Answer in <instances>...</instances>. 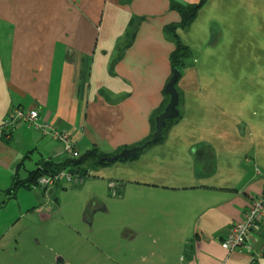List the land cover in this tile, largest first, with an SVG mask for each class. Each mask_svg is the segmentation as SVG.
I'll use <instances>...</instances> for the list:
<instances>
[{
  "label": "crops",
  "instance_id": "crops-1",
  "mask_svg": "<svg viewBox=\"0 0 264 264\" xmlns=\"http://www.w3.org/2000/svg\"><path fill=\"white\" fill-rule=\"evenodd\" d=\"M169 1L0 0V121L37 109L81 154L139 143L172 75L164 27L181 16ZM133 17L137 33L124 38ZM178 33L195 53L178 82L181 117L136 158L88 164L75 184L88 195L83 215L116 219L102 264H264V227L252 251L221 244L264 191V0H205ZM66 158L59 140L17 122L0 136V195Z\"/></svg>",
  "mask_w": 264,
  "mask_h": 264
},
{
  "label": "rangeland",
  "instance_id": "rangeland-1",
  "mask_svg": "<svg viewBox=\"0 0 264 264\" xmlns=\"http://www.w3.org/2000/svg\"><path fill=\"white\" fill-rule=\"evenodd\" d=\"M80 186L71 183L56 190L58 203L41 188L0 195V264H102L112 248L105 227L114 218L99 213L87 220L88 195L76 190ZM113 192L109 197L118 198Z\"/></svg>",
  "mask_w": 264,
  "mask_h": 264
},
{
  "label": "trees",
  "instance_id": "trees-1",
  "mask_svg": "<svg viewBox=\"0 0 264 264\" xmlns=\"http://www.w3.org/2000/svg\"><path fill=\"white\" fill-rule=\"evenodd\" d=\"M204 1L205 0H200L198 3H188V2H185L182 0H170L169 1L170 2V8L179 12V14L181 16V19L179 22L171 23V24H168L164 27L165 36L169 40H171L175 46L173 51L170 53V56H169L172 74H173L175 69H178L182 75L183 70L187 66L191 65L194 62V58H195L194 50L180 38L178 31L180 29H187L190 26L192 21L195 19L199 9L203 5ZM138 22L139 21L137 20L136 17L132 18V20L129 24V29L127 30L124 38H131L132 37V39H133L135 37V35L137 33L136 26H137ZM180 78H181V76H180ZM177 89L180 93V90L178 88V83H177ZM165 95H166V99L163 101V104L157 110H155V112L153 113V116L151 118V125H152L151 133L146 138L141 140L139 143L131 145V146L122 147V148L116 150V152H114V153H106V152L99 150L98 148H92L91 150H89L83 154L80 153V156L77 158H70L67 155L66 160L64 162L58 163V164H55L54 162H51V161H47V162L43 161L45 166H43V167L40 166V168L36 172H31L29 178H27L26 180H21V179L14 180L12 186L10 188H7L5 191H7V193H9V195L11 196L12 194H14L15 190H17L21 187L35 188L34 184H35L36 178L39 174H41L43 172H49V171H59V170L64 169V168H70L72 171H75L79 176L82 177L80 179V181L73 183V184H79V183L83 182L84 176L86 177L87 175L88 176L92 175L91 172L88 171V169L86 168V166L88 164L94 163L96 166H100V165L105 166V165H112V164L118 162V161L111 162V161L105 159V157L113 156L114 154L120 152L121 150H123L125 148H130V147H133L136 145H141L151 138L152 133L155 131V123H156L155 119L160 113L163 112V110L165 109V107L168 104L169 97L167 94H165ZM181 101H182V98L180 95V103H181ZM180 103H179V105H180ZM181 115H182V113L180 112V115L177 118L167 121V124L163 129L162 139H164L165 135L167 134L169 127L173 123H175L181 117ZM150 145H152V144H150ZM150 145H148L146 148H148ZM144 150H142V151H144ZM206 153H207V150H206L205 146L200 145L199 147H196L195 155H197L198 161H201L204 158L205 161L210 164L211 158H212L211 153L210 154H208V153L206 154ZM92 159H94L95 162L90 161ZM130 159L131 158L120 160V161H126V160H130ZM55 186L52 188L50 193H46L45 190H43V193L46 194L48 197H50V196L52 197L53 193H54ZM114 194H117V193L114 191ZM85 213L88 214V209L85 211Z\"/></svg>",
  "mask_w": 264,
  "mask_h": 264
},
{
  "label": "built area",
  "instance_id": "built-area-1",
  "mask_svg": "<svg viewBox=\"0 0 264 264\" xmlns=\"http://www.w3.org/2000/svg\"><path fill=\"white\" fill-rule=\"evenodd\" d=\"M26 122L29 126L39 130L44 135H49L59 140L64 147V152L70 158L80 156L71 134L67 131H59L53 123L40 119L37 109L15 107L9 115L0 121V136L10 138L14 125L19 122ZM82 177L70 168L59 171H49L39 174L35 181V188H41L46 193H50L57 183H75ZM264 227V191L256 196L244 218L234 222L229 228L225 237L221 241L223 247L230 251L248 247L252 251L250 244L251 236L259 232ZM251 249V250H250Z\"/></svg>",
  "mask_w": 264,
  "mask_h": 264
},
{
  "label": "water",
  "instance_id": "water-1",
  "mask_svg": "<svg viewBox=\"0 0 264 264\" xmlns=\"http://www.w3.org/2000/svg\"><path fill=\"white\" fill-rule=\"evenodd\" d=\"M180 76V71L178 69H175L165 86V93L169 95V102L163 112L156 117L155 131L152 133L151 138L141 145L125 148L120 152L114 154L113 156L105 157V159L111 162H116L128 158H136L139 153L148 145L156 143L162 139L163 129L166 126L167 121L173 120L180 115V93L177 89V83L180 79Z\"/></svg>",
  "mask_w": 264,
  "mask_h": 264
}]
</instances>
